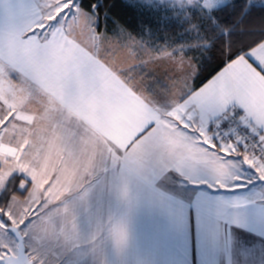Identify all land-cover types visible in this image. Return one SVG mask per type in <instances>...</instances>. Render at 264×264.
<instances>
[{
    "label": "snow or ice",
    "instance_id": "1",
    "mask_svg": "<svg viewBox=\"0 0 264 264\" xmlns=\"http://www.w3.org/2000/svg\"><path fill=\"white\" fill-rule=\"evenodd\" d=\"M208 3L197 0L194 10L210 27L194 20L186 29L204 43L153 58L173 65L172 83L161 85L133 76L150 62L141 58L150 29L117 21L109 30L97 5L80 0H0V264H45L38 246L50 236L63 241L52 253L58 264L76 252L88 253L81 264L100 254L104 264H174L171 232L151 222L154 212L174 231L185 218L191 229L198 214L221 221L249 207L227 193L244 187L246 171L264 184V36L246 43L232 28L217 31L221 8ZM200 48L218 62L188 54ZM122 52L138 63L119 66ZM114 127L121 135L110 134ZM109 171L117 198L108 224L81 242L89 238L68 224L65 198ZM17 194L26 202L19 220ZM255 206L264 213V192Z\"/></svg>",
    "mask_w": 264,
    "mask_h": 264
},
{
    "label": "crops",
    "instance_id": "2",
    "mask_svg": "<svg viewBox=\"0 0 264 264\" xmlns=\"http://www.w3.org/2000/svg\"><path fill=\"white\" fill-rule=\"evenodd\" d=\"M251 2L254 5L264 6V0H251ZM148 49L150 51L145 52L141 58L150 62L134 69L133 76L137 79L143 76L146 82L155 78L161 85H170L172 72L168 71L169 74L165 71L167 73L164 76L154 73L155 68L160 69L159 64L152 62L147 56L150 52L156 53L157 50L149 45ZM133 63L138 61L127 52L120 54L119 66L128 68ZM41 127L43 125L38 120L35 128L38 130ZM121 133V128L114 127L110 134L119 136ZM236 163L239 167L240 162L237 160ZM243 174L247 178L244 187L230 190L227 195L246 201L249 207L232 212L221 221L198 214L191 229L185 218L179 221L172 231V225L166 216L159 212L153 213L151 222L160 230L171 232L174 264H193V257L195 264H264V213L255 206L261 192H264V184H261L251 171ZM116 198L110 171L97 173L89 178L83 189L67 194L64 203L71 207L74 216L69 217L67 222L71 225L75 220L81 237L89 238L88 241L81 242H90L108 224V213L115 206ZM25 207V197H16L11 211L17 220L25 214ZM62 242L50 236L38 246V254H45L46 260L48 259L45 264H58L52 253L58 243ZM87 255V252H76L71 264H81ZM96 261L97 264H104L103 255H98Z\"/></svg>",
    "mask_w": 264,
    "mask_h": 264
},
{
    "label": "trees",
    "instance_id": "3",
    "mask_svg": "<svg viewBox=\"0 0 264 264\" xmlns=\"http://www.w3.org/2000/svg\"><path fill=\"white\" fill-rule=\"evenodd\" d=\"M80 2L83 7L89 9L92 4H96L101 21L107 24L109 30H112L117 21L131 31L140 32L144 28L150 29V39L147 33L145 39L146 41L150 40L149 44L151 45L149 46L154 49H156V45L165 48L184 41L199 47L204 41H201L197 34H191L185 38L181 34L194 20L198 21L201 27H210L207 18L194 9L191 10L190 17L181 22L174 17H166V14L175 12L145 7L140 0H80ZM208 7L213 10L221 8L213 13L219 21L217 31L232 28L236 38L246 43L264 36V6L251 4L249 0H210ZM184 11L188 13V11ZM161 17L166 18L164 23L157 28L155 25L160 22ZM213 35V33H209L210 46ZM188 54L194 56L197 61L203 56L205 63L208 64L214 65L218 62L216 59L208 60L206 58L207 53L204 52L203 48H200L199 51H189ZM11 194V192L8 193V195ZM16 197L23 196L17 194ZM5 205L6 201H0V207Z\"/></svg>",
    "mask_w": 264,
    "mask_h": 264
},
{
    "label": "rangeland",
    "instance_id": "4",
    "mask_svg": "<svg viewBox=\"0 0 264 264\" xmlns=\"http://www.w3.org/2000/svg\"><path fill=\"white\" fill-rule=\"evenodd\" d=\"M210 1V0H209ZM250 1V3L252 4V2H251V0H249ZM182 2H183V5H180L179 3H178V5H177V7H175V8H165L164 9V11H173V12H175V13H173V14H166V17L167 18H169V17H174L175 19H179V20H181V22H184V21H186V19H188L189 17H190V14L192 13L191 12V10L192 9H194L195 7H196V3H197V0H194L193 2H192V5H188V2L186 1V0H182ZM207 7L209 6V3L206 5ZM184 10H186V11H188V13L187 12H185ZM165 17V18H166ZM191 34H196V32L195 31H189V30H185L184 31V33L183 34H181L182 36H184V38H185V36L187 37V36H191ZM148 37H149V39H150V35H148ZM148 39V41H147V44L148 45H151V44H149V42H150V40ZM181 44H189V42L187 41H184L183 43H178V44H176V45H173V46H171V47H163V46H160V45H156L155 47H156V50H157V52L156 53H154V52H150V54L147 56V58L148 59H150V60H153V58L155 57V55L157 54V53H160V52H162V51H165V50H171V49H173V48H177L179 45H181ZM153 48V47H152ZM154 49V48H153ZM154 63H156V62H154ZM157 65H158V67H160V69H156L155 68V71H154V73L156 72V74L158 75V76H164V74H166L168 71H171L172 72V67H173V65H172V62H171V60L169 59V60H161V61H159L158 63H156ZM152 71H153V69H152ZM165 71H167V72H165ZM169 74H170V72H168ZM171 74H173V73H171ZM170 77V76H169ZM5 243H7V241L6 240H0V245H2V244H5ZM42 258H44L45 259V261H47L48 262V259L46 260V255L45 254H39ZM57 264V263H56Z\"/></svg>",
    "mask_w": 264,
    "mask_h": 264
}]
</instances>
